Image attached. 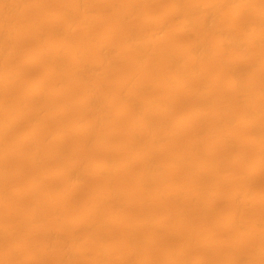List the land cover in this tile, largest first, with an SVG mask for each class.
Wrapping results in <instances>:
<instances>
[{"label":"rangeland","instance_id":"374dc122","mask_svg":"<svg viewBox=\"0 0 264 264\" xmlns=\"http://www.w3.org/2000/svg\"><path fill=\"white\" fill-rule=\"evenodd\" d=\"M82 1L74 6L73 0H12L9 11L0 14V71L6 79L0 84V104L7 105L0 111V124L7 128L0 132V263L93 264L97 249L110 245L98 264H193L200 256L201 264H264V162L257 158L252 124L264 129V40L221 49L220 34L230 26L233 6H224L208 26L199 15L208 0ZM263 5L264 0H257L237 8L243 19L235 27L250 30L255 12ZM186 12L192 25L183 30ZM86 13L93 20L87 28L80 26ZM162 23L165 29L159 30ZM69 25L74 28L67 29ZM154 32L161 40L149 45L152 54L139 61L141 49L127 52L131 38ZM197 40L207 45L194 52L192 44ZM43 44L67 48L59 61L60 73L43 75L53 61V52L43 53ZM75 47L86 49L78 60L82 66L96 64L105 52L106 57L111 54L114 66L97 76L86 75L85 84L75 83L71 80ZM172 64L178 66L177 74L169 69ZM230 69L240 70L237 91L228 87L233 81ZM40 80L46 89L33 92ZM146 83L148 88L135 100L146 99L166 111L151 113L152 128L145 131L134 118L142 111L118 108L134 103L127 94ZM86 97L95 104L86 106ZM122 98H127L125 103ZM198 108L205 111L204 117L190 118ZM252 112L261 114L248 116ZM85 123L91 127L77 129ZM30 132L36 134L23 139ZM224 133L229 134L228 140L214 145ZM103 162L120 167L106 174L97 169ZM146 170L153 173L155 182L135 186V178ZM208 182L212 184L198 190ZM71 186L75 189L69 191ZM107 190L115 191L116 197H106ZM32 205L42 214L35 220ZM12 224L18 230H4ZM129 225H136L132 250ZM6 253L12 255L8 260Z\"/></svg>","mask_w":264,"mask_h":264},{"label":"bare ground","instance_id":"6f19581e","mask_svg":"<svg viewBox=\"0 0 264 264\" xmlns=\"http://www.w3.org/2000/svg\"><path fill=\"white\" fill-rule=\"evenodd\" d=\"M11 1L12 0H5V2H3V3H1L3 6H2V8L0 9V14H2V15H5V13L6 12H8L9 11V9H10V7H11V5H12V3H11ZM21 1V0H20ZM85 1V0H84ZM257 0H208L207 2H206V4L204 5V6H201V9H200V11H199V15H200V17L202 18V22H203V24L204 25H208V23L210 24V22H211V19L213 18V17H215L216 15H218V13H220V11H221V9L224 7V6H226L227 7V5H230V6H233L232 8H233V11H232V13H231V16H230V18H229V21H230V26H228L225 30H223V32L222 31H220V32H222L220 35H221V37H220V41H219V46L221 47V49L223 48V49H230V48H235V47H239V46H243L244 44H246V43H248V44H254L255 42H257L259 39H263L264 40V9H261V10H257L256 12H255V18L254 17H252V18H254L255 19V22L253 23V25H252V28L249 30H247V28H242V29H237L236 27H235V25L238 23V22H240L242 19H243V13H241V11H239V9H237V8H239V7H246V6H248L249 4H252V3H254V2H256ZM15 2V1H14ZM17 2V1H16ZM19 2V1H18ZM82 0H73V3H74V6H79L80 4H82ZM137 2V1H136ZM131 3V2H130ZM133 3V2H132ZM20 4H22V2L20 3ZM134 4V3H133ZM198 4V3H197ZM197 4H195V5H197ZM259 4V3H258ZM201 5V4H200ZM15 6H17V5H15ZM259 6V5H258ZM264 6V5H263ZM176 7L177 6H174L173 7V9L174 10H177L176 9ZM190 7H191V5H190ZM260 7V6H259ZM14 8V7H13ZM12 8V9H13ZM188 8V7H187ZM254 8V7H253ZM252 8V9H253ZM263 8V7H262ZM180 9H184V8H179V10ZM198 9V8H197ZM252 9H250V10H252ZM195 10V9H194ZM242 10V9H241ZM249 10V9H248ZM249 10V11H250ZM256 10V9H255ZM12 11V10H11ZM130 11V10H129ZM185 11V10H184ZM189 11V10H188ZM191 11H193V9L191 10ZM191 11H190V13H191ZM70 12H72V8H70ZM125 12V11H124ZM243 12H245V10L243 11ZM247 12V11H246ZM11 13V12H10ZM89 13V12H88ZM183 13V12H182ZM248 13V12H247ZM90 14V13H89ZM121 14V12L119 13V15ZM186 14V16H184L183 18H182V27H180V28H182L183 30H186V29H188L189 27H191V25H192V20H191V18H190V15H189V13L188 12H186L185 13ZM196 14V13H195ZM198 14V13H197ZM192 15H193V13H192ZM198 15V16H199ZM246 16H247V14H245ZM249 15V14H248ZM195 16V15H194ZM198 16H197V18H198ZM219 16V15H218ZM124 17V16H123ZM122 17V18H123ZM121 18V17H120ZM180 18V17H179ZM245 18V17H244ZM2 19H3V17H2ZM54 19H56V18H54ZM181 20V19H180ZM200 20V19H199ZM201 21V20H200ZM250 21V20H249ZM254 21V20H253ZM92 22H93V20H92V18L86 13L84 16H83V18H82V23L80 24V26H82V27H89L90 25H92ZM251 22V21H250ZM181 23V22H180ZM213 23V22H212ZM244 23V22H243ZM240 24H241V22H240ZM246 24V23H245ZM251 24H252V22H251ZM158 25H160V26H158V29L159 30H162L164 27H165V24H158ZM167 25V24H166ZM200 25V24H199ZM238 25V24H237ZM247 25H248V23H247ZM75 26V25H74ZM194 27H195V25H193ZM203 26V25H202ZM209 26V25H208ZM249 26H251V25H249ZM248 26V27H249ZM68 28L67 29H73L74 27L72 26V25H69V26H67ZM78 27V26H77ZM76 28V27H75ZM203 28H204V26H203ZM209 28V27H208ZM213 28V27H212ZM53 29V28H52ZM165 29V28H164ZM223 29V28H222ZM155 30V29H154ZM189 30H191V29H189ZM203 30V29H202ZM209 30V29H208ZM52 31H54V30H52ZM12 32H14L13 30H12ZM54 32H57V30L56 31H54ZM205 32V31H204ZM15 33V32H14ZM203 33V32H202ZM2 34V33H1ZM7 34V33H6ZM16 34V33H15ZM143 34V33H142ZM142 34H140V36H142ZM10 35V34H9ZM12 35V34H11ZM129 36V35H128ZM134 36V35H133ZM11 37V36H10ZM111 37H109V39H110ZM3 39V38H2ZM1 39V40H2ZM104 39V38H103ZM196 39H197V37H196ZM218 39V38H217ZM161 40V37L159 36V34L156 32H154V33H149V34H147V35H145L144 37H142V38H138V37H134V38H131L129 41H128V50H127V52L128 51H133V50H137V49H141L142 51H143V55L142 56H140L139 57V61H141V60H143L146 56H147V54H150L151 52H152V48L149 46L150 44H154V43H156V42H158V41H160ZM204 40V39H203ZM200 41V40H197V41H195L193 44H192V49H193V51L194 52H198V51H200L202 48H204L207 44L204 42V41ZM105 42H109L108 40H106ZM127 43V42H126ZM1 44V43H0ZM113 44V43H112ZM158 44V43H157ZM44 45V48H43V53H49V52H53V61L51 62L52 64L51 65H49L48 66V68L44 71V73H43V75L44 76H47V75H49V74H54V73H60L59 72V68H58V65H60L61 63H59V61L62 59V57L65 55V53H66V51H67V48H64V47H61V48H59L57 45H55V44H49V45H45V44H43ZM105 45H106V43H105ZM149 46V47H148ZM103 47V46H102ZM112 47V46H111ZM124 48H125V46H124ZM2 49H3V47H2ZM110 49V48H109ZM156 49V48H155ZM228 49V50H229ZM86 50V49H85ZM85 50H84V48H82V47H75V48H73L72 49V51H73V53H74V55L76 56V61L74 62V64H75V69H74V71H73V75H72V77H71V80L73 81V82H75V83H83V81H84V84H85V76L86 75H88V74H99V73H102V72H106L107 70H109L110 69V67H111V61H110V56H111V54H110V56H108V57H106L105 56V54H106V52L103 54V56H102V58L99 60V62H97L96 64H94L93 63V65H91V66H82V65H80L79 64V57H81V55L85 52ZM104 50V49H103ZM111 50V49H110ZM116 51V50H115ZM203 51V50H202ZM2 52V51H1ZM141 52V51H140ZM154 52V51H153ZM152 52V53H153ZM3 53V52H2ZM113 53V52H112ZM116 53V52H115ZM114 53V54H115ZM118 53V52H117ZM151 53V54H152ZM164 53V52H163ZM171 53V52H170ZM1 54V53H0ZM52 54V53H51ZM165 54V53H164ZM164 54H163V56H164ZM167 54H169V53H167ZM202 54V53H201ZM201 54H200V56H201ZM6 55H7V52H6ZM100 55H102V54H100ZM113 55V54H112ZM134 55V54H133ZM138 55V54H137ZM190 55H192V53L190 54ZM199 55V54H198ZM8 56V55H7ZM136 56V55H135ZM199 56V57H200ZM3 57V56H2ZM4 57H5V55H4ZM112 57V56H111ZM193 57H194V59H196L197 58V54L194 56L193 55ZM137 58V57H136ZM47 59V58H46ZM171 59V58H170ZM48 60V59H47ZM49 60H51V59H49ZM174 60V59H173ZM172 60V62H174ZM179 60V59H178ZM193 59H191V61H192ZM3 61H5V60H3ZM137 61V60H136ZM186 61V60H185ZM190 61V62H191ZM115 62V61H114ZM170 62V61H169ZM193 62V61H192ZM197 62V61H196ZM59 63V64H58ZM137 63H138V61H137ZM140 63V62H139ZM88 64V63H87ZM114 64V63H113ZM112 64V65H113ZM180 64H182V63H180ZM228 64V63H227ZM226 64V65H227ZM90 65V64H89ZM228 65H230V64H228ZM233 65V64H232ZM2 66H3V64H2ZM114 66V65H113ZM170 68V70H171V72H174V73H178L179 72V68H178V66L175 64V65H168ZM183 65H181V67H182ZM236 66V65H235ZM184 67V66H183ZM188 67H189V65H188ZM112 68V67H111ZM230 68V67H229ZM3 69V68H2ZM167 69H168V67H167ZM186 69H187V67H186ZM190 69H191V67H190ZM195 69V68H194ZM241 69V68H240ZM232 69H230V71H231ZM238 71V70H237ZM237 71L236 70H232L231 71V75H232V77H233V81H232V79H231V84L228 86L230 89H233V90H239L240 89V86H241V83H240V80H239V76H238V74H237ZM240 71V70H239ZM238 71V72H239ZM183 72V71H182ZM192 72H194V71H192ZM194 74V73H193ZM192 74V75H193ZM229 74V73H228ZM17 75V74H16ZM182 75H183V73H182ZM181 75V76H182ZM185 75V74H184ZM230 75V74H229ZM241 75V74H240ZM44 76H42V77H44ZM97 76V75H96ZM178 76V75H177ZM7 77V76H6ZM218 77V76H217ZM85 78V79H84ZM41 79H43V78H41ZM45 81V80H44ZM253 81V80H252ZM8 82H9V80H8ZM243 82V81H242ZM251 82V81H250ZM4 83H6V79H5V75H4V71H0V84H4ZM187 83V82H186ZM185 83V84H186ZM167 85V84H166ZM184 85V84H183ZM182 85V86H183ZM148 86V84L146 83V85H142L141 87H139L136 91H134V92H129L128 94H127V97L128 98H131L132 100H134V103H132V104H130V105H119L120 107L118 108V109H120V110H123V109H134L135 107L137 108V110L139 109L140 110V112H141V115L140 116H138V117H134V118H136L135 120H136V122L138 123V126L137 127H139V129H144L145 131L148 129V130H151V128H152V125L148 122V117H149V115H151V113H153V112H156V111H161V110H163V113H165V111H166V109L164 108V107H162L161 105L160 106H158V105H156L155 103V105H153V103L151 102V101H148V100H135L136 99V95L139 93V92H143V90L144 89H146V88H148L147 87ZM180 86V85H179ZM244 86V85H243ZM170 87V86H169ZM173 87V86H172ZM199 87V86H198ZM202 87V86H201ZM48 88V90H56V89H58V88H51V87H47ZM41 89H46V86H45V84L43 83V81L42 80H40V81H36L35 82V84H34V87H33V89H32V91L33 92H38L39 90H41ZM199 89V88H198ZM129 90V89H128ZM173 90H175V89H173ZM93 91V90H92ZM91 91V92H92ZM96 91V90H95ZM177 91V90H176ZM201 91V90H200ZM54 92V91H53ZM57 92V91H56ZM88 92V91H87ZM99 92V91H98ZM259 92V91H258ZM88 94V93H87ZM87 94H86V96H87ZM123 94L124 93H122V96H123ZM143 94V93H142ZM199 92L198 93H196V94H194L193 96L194 97H197V96H199ZM103 95V94H102ZM99 96V95H98ZM136 96V97H135ZM142 96V95H141ZM192 96V95H191ZM192 96V97H193ZM260 97V96H259ZM85 98V97H84ZM83 98V99H84ZM87 98V97H86ZM97 98V97H96ZM112 98V97H111ZM125 98V97H124ZM147 98V97H146ZM89 98H87V100H88ZM109 99V98H108ZM113 99H114V97H113ZM123 99V98H122ZM127 99V98H126ZM126 99H123V103H125V100ZM152 99V98H151ZM154 99V98H153ZM194 99H196V98H194ZM193 99V100H194ZM198 99V98H197ZM87 100L85 101L86 102V106H91L92 104H95V103H91L89 100H88V102H87ZM96 100V99H95ZM102 100V99H101ZM155 100V99H154ZM105 101V100H104ZM121 101V100H120ZM129 101H130V99H129ZM160 101V100H159ZM93 102V101H92ZM154 102V101H153ZM162 102V101H161ZM202 102V101H201ZM253 102V101H252ZM262 102H263V99H262ZM81 103V102H80ZM82 103H83V101H82ZM102 103V102H101ZM196 104V103H195ZM253 104V103H252ZM255 104V103H254ZM259 104V103H258ZM97 105H98V103H97ZM100 105V104H99ZM163 105V104H162ZM204 105V104H203ZM263 105V104H262ZM261 105V106H262ZM5 106H7L6 105V102H4V103H2L1 102V104H0V111H2V109L4 110L5 108ZM85 106V105H84ZM93 106V105H92ZM104 106V105H103ZM197 106V105H196ZM249 106H251V104L249 105ZM253 106V105H252ZM259 107V106H258ZM84 108V107H83ZM91 108V107H90ZM102 108V107H101ZM202 108H203V106H202ZM202 108H198V109H194V111H192V113L190 114V118H194V119H200V118H202V116L204 115V112L205 111H203L202 110ZM207 108V107H206ZM250 108V107H249ZM255 108V107H254ZM8 109V108H7ZM85 109V108H84ZM99 110H100V106H99V108H98ZM159 109V110H158ZM204 109V108H203ZM259 109V108H258ZM87 110H89V109H87ZM91 110V109H90ZM90 110H89V112H90ZM92 110H93V107H92ZM91 110V111H92ZM103 110V109H102ZM138 110V111H139ZM207 110H210V109H206V111ZM250 110V109H249ZM263 110V109H262ZM130 111V110H129ZM170 111V110H169ZM256 111H257V109H256ZM93 112V111H92ZM133 112V111H132ZM94 113V112H93ZM97 113V112H96ZM96 113H95V115H96ZM104 113H106V111L104 110ZM103 112L101 113V115L102 114H104ZM136 113V112H135ZM161 113V112H160ZM162 113V114H163ZM249 113V112H248ZM264 113V112H263ZM2 114V113H1ZM5 114V113H4ZM25 114V113H24ZM209 114V113H208ZM257 114V112H252V113H250V114H248V116H254V115H256ZM260 114H261V112H260ZM260 114H257L256 116H259ZM94 115V116H95ZM101 115H99V117L98 118H100V116ZM137 115V114H136ZM165 115V114H164ZM207 115V114H206ZM205 115V116H206ZM245 115V114H244ZM4 116V115H3ZM7 116V115H6ZM261 116H263V115H261ZM18 117H21V114L20 115H18ZM158 117H159V115H158ZM163 117V116H162ZM204 117V116H203ZM23 118H24V116H23ZM96 118V117H95ZM95 118H93V119H95ZM134 118H132V119H134ZM253 118V117H252ZM252 118H250V119H252ZM255 118V117H254ZM4 119V118H3ZM6 119V118H5ZM154 119H156V117H154ZM153 119V120H154ZM157 119H159V118H157ZM15 120V119H14ZM18 120H20V119H18ZM22 120V119H21ZM82 120V119H81ZM100 120V119H99ZM151 120V119H150ZM201 120V119H200ZM221 120V119H220ZM256 120H257V118H256ZM87 121V120H86ZM96 121V120H95ZM223 121V120H222ZM7 122V121H6ZM9 122H10V119H9ZM17 122V121H16ZM83 122H84V120H83ZM133 122H134V120H133ZM224 122V121H223ZM250 122V121H249ZM251 122H252V120H251ZM37 123V122H36ZM35 122H34V125L36 124ZM87 123V122H86ZM85 123V124H86ZM97 123H98V121H97ZM157 123V122H156ZM159 123H160V121H159ZM263 123V122H262ZM11 124V123H10ZM80 124V123H79ZM85 124H83V125H85ZM102 124V123H101ZM100 124V125H101ZM252 124H254L253 125V127H254V129H255V133H256V138L254 139V143L257 145V147H258V159H259V161H261V162H264V129L263 128H259V127H257V125H256V123L255 122H252ZM258 124H260L259 122H258ZM41 125V124H40ZM82 125V124H81ZM99 124H97V126H98ZM153 125H154V122H153ZM206 125V124H205ZM216 125V124H215ZM249 125V124H248ZM160 126V125H159ZM208 127H209V124L207 125ZM10 127V126H9ZM79 127V126H78ZM88 127H91V125H85V126H81V127H79V128H77V129H80L81 131L82 130H86ZM154 127V126H153ZM156 127V126H155ZM210 127H212V126H210ZM215 127V126H214ZM37 128V127H36ZM159 128V127H158ZM206 128V127H205ZM7 128H6V126H5V124L4 123H2L1 122V124H0V132H3L4 130H6ZM91 128H89V130H90ZM95 129V128H94ZM96 129H97V127H96ZM135 129H137V128H135ZM134 129V130H135ZM250 129V128H249ZM254 129H252V130H254ZM10 130V129H9ZM34 130V129H33ZM208 130V129H207ZM218 130V129H217ZM35 131V130H34ZM75 131H77L76 129H75ZM80 131V132H81ZM140 131V130H139ZM158 131V130H157ZM211 131V130H210ZM93 132V131H92ZM153 132V131H152ZM156 132V131H155ZM252 132V131H251ZM9 133V132H8ZM88 133V132H87ZM229 133V132H228ZM34 134H36V133H33V132H30V133H27V134H25V135H23V139H25V138H29V137H31L32 135H34ZM86 134V133H85ZM153 134V133H152ZM155 134V133H154ZM159 134V133H158ZM174 134V133H173ZM254 134V133H253ZM1 135V134H0ZM6 135H7V133H6ZM156 135H157V133H156ZM2 136V135H1ZM4 136V135H3ZM155 137H157V136H155ZM228 137H229V134H227V133H224V134H222L221 135V137H219L220 138V140L218 141V143H216V144H214V145H217V144H220V143H223L224 141H226V140H228ZM254 137V136H253ZM2 138H4V137H2ZM157 139V138H156ZM160 139V138H159ZM158 139V140H159ZM157 140V141H158ZM252 140H253V138H252ZM151 141V140H150ZM154 141V140H153ZM232 141V140H231ZM154 143V142H153ZM226 143V142H225ZM229 145H230V142L228 143ZM255 145V146H256ZM224 146H226V145H224ZM63 147V146H62ZM228 147V146H227ZM220 148H221V146H220ZM219 148V149H220ZM231 148V147H230ZM8 149V148H7ZM61 149V148H60ZM198 149V148H197ZM213 149V148H212ZM9 151V150H8ZM65 151V150H64ZM2 151H0V156L2 157V153H1ZM12 152V151H11ZM35 152V151H34ZM33 152V153H34ZM58 152H61V151H58ZM190 152V151H189ZM198 152V151H197ZM226 152V151H225ZM225 152H223V153H225ZM4 153H5V151H4ZM4 153H3V155H4ZM9 153V152H8ZM37 153V152H36ZM54 153V152H53ZM200 153V152H199ZM35 154V153H34ZM65 154V153H64ZM194 154V153H193ZM192 154V155H193ZM229 154V153H228ZM227 154V155H228ZM177 155V154H176ZM189 155V154H188ZM191 155V154H190ZM227 155L225 156V154H224V156L225 157H227ZM60 156V155H59ZM186 156H187V154H186ZM197 156V155H196ZM176 157V156H175ZM190 157V156H189ZM192 157V156H191ZM198 157V156H197ZM222 157V156H221ZM56 158H58V157H56ZM60 159V158H59ZM179 159V158H178ZM190 159V158H189ZM194 160H195V158H193ZM192 159V160H193ZM183 160V159H182ZM191 160V159H190ZM60 161V160H59ZM106 161V160H105ZM145 161H148V160H145ZM175 161H177L178 162V160H175ZM186 162V161H185ZM210 162V161H209ZM213 162V161H212ZM149 163V162H148ZM148 163H147V165H148ZM191 163V162H190ZM72 164V163H71ZM153 164V163H152ZM152 164H151V166H152ZM200 164V163H199ZM79 165V164H78ZM122 165V164H121ZM147 165H145V166H147ZM196 165V164H195ZM202 165H204V164H202ZM216 165V164H215ZM69 166V165H68ZM154 166V165H153ZM158 166V165H157ZM156 166V167H157ZM196 166H198V165H196ZM211 166V165H210ZM217 166V165H216ZM73 167V166H72ZM78 167V166H77ZM116 167H120L119 165L118 166H116ZM116 167L113 165V164H111V163H109V162H103V163H101L100 165L98 164V166H97V169L98 170H100V171H102V172H104V173H109V172H111V171H113V170H115L116 169ZM149 167V166H148ZM199 167V166H198ZM202 167V166H201ZM207 167V166H206ZM4 168H6L5 166H4ZM144 168V167H143ZM154 168V167H153ZM163 168V167H162ZM205 168V167H204ZM213 168V167H212ZM8 169V168H7ZM156 169H158V168H156ZM214 169V168H213ZM216 169V168H215ZM2 170V169H1ZM4 170V169H3ZM161 170L162 169H160L159 170V172H161ZM200 170V169H199ZM203 170V169H202ZM209 170V169H208ZM210 170H211V168H210ZM6 171V170H5ZM68 171V170H67ZM120 171V170H119ZM213 171H215V170H213ZM212 171V172H213ZM69 172H71V171H69ZM81 172V171H80ZM2 173V171L0 172V174ZM3 173H5V172H3ZM7 173V172H6ZM75 173V172H74ZM78 173V172H77ZM77 173H75V174H77ZM112 173V172H111ZM152 173V172H151ZM148 170H146V172H144L143 174H138L139 176H137L136 178H135V186H140V188H141V186L143 187V186H145L147 183L149 184V182H155L154 180H155V177L151 174ZM206 173V172H205ZM211 173V172H210ZM74 174V175H75ZM79 174V173H78ZM65 175H67V174H65ZM101 175H103V174H101ZM110 175V174H109ZM3 176H4V174H3ZM105 176V175H104ZM162 175H158V177H161ZM200 176H202L201 175V173H200ZM76 177V176H75ZM205 178H206V176H204ZM226 177V176H225ZM224 177V178H225ZM230 177V176H229ZM67 178V177H66ZM43 179H45V178H43ZM69 179V178H68ZM76 179V178H75ZM158 179V178H157ZM159 179H161V178H159ZM200 179V178H199ZM243 179V178H242ZM70 180V179H69ZM246 180V179H245ZM244 180V181H245ZM244 181H243V183H244ZM35 182H37V181H35ZM72 182V181H71ZM73 182H75V181H73ZM160 182H162V181H160ZM200 182V181H199ZM205 182V181H204ZM202 183H203V180H202ZM36 184V183H35ZM171 184H173V183H171ZM200 184V183H199ZM206 184H212V183H205V185H203L202 184V186L200 185L199 187H198V190L199 191H202V190H204L205 189V187H206ZM71 185V184H70ZM154 185V184H153ZM152 184H151V186L150 187H152L153 186ZM157 186V185H156ZM174 186H176V185H173V187ZM198 186V185H197ZM110 187V186H109ZM161 187V186H160ZM159 187V188H160ZM186 186H184V188H185ZM209 187H210V185H209ZM37 188V187H36ZM117 188V187H116ZM174 188H176V187H174ZM211 188V187H210ZM32 189H34V187L32 188ZM75 189V186H71L70 188H69V191H71V190H74ZM155 189H157V188H155ZM179 189V188H178ZM186 189H187V187H186ZM106 190V189H105ZM130 191H131V189H129ZM158 190V189H157ZM161 191L163 190L162 188L160 189ZM169 190V189H168ZM171 190H173V189H171ZM171 190L169 191V192H171ZM194 191L195 190H197V189H193ZM193 190H190L189 192L192 194V192L191 191H193ZM207 190H208V188H207ZM155 191V190H154ZM153 191V192H154ZM166 191V190H165ZM173 191H175V189L173 190ZM180 192V191H179ZM182 192V191H181ZM242 192V191H241ZM128 193V192H127ZM155 193V192H154ZM158 193V192H157ZM172 193V192H171ZM198 193H200V192H198ZM117 194H118V192H117ZM167 194V193H166ZM186 194V193H185ZM205 194V193H204ZM101 196H102V194H100ZM99 195V196H100ZM181 195V194H180ZM242 194H240V196H241ZM105 196L106 197H108V198H115L116 197V192L115 191H113V190H107V192H106V194H105ZM118 196H120V195H118ZM172 196V195H171ZM176 196V195H175ZM194 196H196V195H194ZM166 197H167V195H166ZM199 197H203V196H199ZM236 197V196H235ZM250 197H251V199H252V196L250 195ZM249 197V198H250ZM254 197V196H253ZM104 198V197H103ZM173 198V197H172ZM196 198V197H195ZM194 198V199H195ZM93 199V198H92ZM99 199H100V197H99ZM117 199V198H116ZM119 200V199H118ZM203 200V199H202ZM253 200V199H252ZM97 201V200H96ZM105 201V200H104ZM117 201V200H116ZM143 201L144 200H142L141 201V203H143ZM208 201V200H207ZM254 201V200H253ZM99 202V201H98ZM109 202H111V201H109ZM112 202H114V201H112ZM210 202V201H209ZM114 203H116V202H114ZM237 203V202H236ZM201 204V203H200ZM207 204V203H206ZM206 204H204V205H206ZM208 204H210V203H208ZM207 204V205H208ZM213 204V203H212ZM141 205H144V204H141ZM237 205V204H236ZM36 206V205H35ZM34 205H32V207H33V209H34V211H33V214H32V219L33 220H35V219H38L42 214H41V212H39L38 211V209L35 207ZM40 207V206H39ZM141 207V206H140ZM203 207V206H202ZM203 208H205V206L203 207ZM207 208V207H206ZM205 208V209H206ZM208 208H210V207H208ZM98 209V208H97ZM97 209H96V211H97ZM238 209V208H237ZM32 210V209H31ZM52 210H55V209H52ZM93 210V209H92ZM41 211V210H40ZM91 212V211H90ZM89 212V213H90ZM93 212V211H92ZM98 212V211H97ZM176 212V211H175ZM203 212H204V209H203ZM59 213H60V211H59ZM185 213V212H184ZM237 213V212H236ZM49 214V213H48ZM95 214V213H94ZM114 214V213H113ZM234 214V213H233ZM30 215V214H29ZM47 215V214H46ZM50 215V214H49ZM84 215V214H83ZM82 215V216H83ZM115 215H116V213H115ZM50 216H54L53 215V213L50 215ZM86 216V215H85ZM92 216V215H91ZM90 216V217H91ZM118 216V215H117ZM47 217V216H46ZM232 217V216H231ZM49 218V217H48ZM182 218V217H181ZM236 218V214L233 216V219H235ZM97 219V218H96ZM106 219V218H105ZM146 219V218H145ZM14 220V219H13ZM12 220V221H13ZM27 220V219H26ZM93 220H95L94 218H93ZM102 220V219H101ZM143 220V219H142ZM9 221V220H8ZM79 221V220H78ZM97 221V220H96ZM185 221H187V220H184V222ZM39 222V221H38ZM109 222H112V221H109ZM147 222H149V221H147ZM181 222V221H180ZM183 222V223H184ZM16 223V222H15ZM108 223V222H107ZM140 223V222H139ZM182 223V222H181ZM235 223V222H234ZM133 224H135V223H133ZM27 225V224H26ZM90 225H91V223H90ZM146 225V224H145ZM145 225H143V226H145ZM161 225V224H160ZM3 226H5V225H3ZM6 226H8L7 225V223H6ZM31 226V225H30ZM88 226V225H87ZM92 226V225H91ZM136 226V225H135ZM135 226H130L129 225V242H130V244H131V246H130V248H131V250L132 249H134V247L136 246L134 243H135V232H134V229H135ZM1 227V226H0ZM20 227V226H19ZM21 227H22V225H21ZM84 227V226H83ZM101 227V226H100ZM102 227H104V226H102ZM159 227V226H158ZM162 227V226H161ZM18 227H17V224L16 225H11V228H6V229H4L5 231H7V230H14V229H17ZM24 228V227H23ZM94 228V227H93ZM96 228V227H95ZM27 229V228H26ZM92 228H90V230H91ZM102 229V228H101ZM183 229H185V228H183ZM1 230V229H0ZM18 230V229H17ZM20 230V229H19ZM93 230V229H92ZM5 231H3V233L5 232ZM22 231V230H21ZM24 231V230H23ZM22 231V232H23ZM75 231V230H74ZM99 231H100V229H99ZM137 231H139V229H137ZM2 232V231H1ZM102 232V231H101ZM100 232V233H101ZM173 232V231H172ZM183 232V231H182ZM11 233V232H10ZM94 233V232H93ZM137 233H139V232H137ZM184 233V232H183ZM188 233V232H187ZM51 234H52V232H51ZM58 234H60L59 232H58ZM9 235V234H8ZM15 235V234H14ZM16 235H17V233H16ZM21 235V234H20ZM49 235H50V232H49ZM55 235V234H54ZM128 235V234H127ZM23 236H25V235H23ZM56 236V235H55ZM55 236H54V238H55ZM74 236V235H73ZM78 236V235H77ZM76 236V237H77ZM93 236H94V234H93ZM138 235H136V237H137ZM258 236V235H257ZM13 237V236H12ZM60 237V236H59ZM128 237V236H127ZM49 238V237H48ZM53 238V239H54ZM93 238V237H92ZM22 239H23V237H22ZM51 239H52V236H51ZM59 239V238H58ZM58 239H56V240H58ZM72 239V238H71ZM76 240H77V238H75ZM100 239V238H99ZM103 240V238L101 239V241ZM127 240V239H126ZM138 242H139V240H137ZM61 242V241H60ZM264 242V241H263ZM93 243H94V239H93ZM97 243H98V241H97ZM187 243V242H186ZM71 244V243H70ZM94 244H96V243H94ZM185 244V243H184ZM264 244V243H263ZM99 245V244H98ZM97 245V246H98ZM135 245V246H134ZM77 247H78V244L76 245ZM75 246V247H76ZM73 247V246H72ZM113 247V246H112ZM45 248V247H44ZM79 248V247H78ZM95 248H96V246H95ZM128 248H129V246H128ZM128 248H127V250H128ZM260 248V247H259ZM263 248H264V246H263ZM47 249V248H46ZM66 249V248H65ZM72 249V248H71ZM80 249V248H79ZM110 249V245H102V246H100L99 247V249H97V252H98V255H96L97 257L95 258V260H94V257H92L93 258V264H98L99 263V261H100V259L104 256V255H106L107 253H108V250ZM78 250V249H77ZM81 250V249H80ZM43 251V250H42ZM47 251H49V249L47 250ZM65 251V250H64ZM67 251V250H66ZM130 251V250H129ZM185 251V250H184ZM11 252V251H10ZM50 252V251H49ZM79 252H81V251H79ZM131 252V251H130ZM264 252V251H263ZM7 253H9V251L7 252ZM5 254L6 256H7V260H8V257H12V255L10 256H8V254ZM44 253V252H43ZM48 253V252H47ZM69 253V252H68ZM95 253H96V251H95ZM185 253V252H184ZM13 254V253H12ZM61 254H63V253H61ZM130 254V253H129ZM178 254H180V253H178ZM183 254V253H182ZM73 254H71V256H72ZM181 255V254H180ZM179 255V256H180ZM261 255H263V254H261ZM260 255V256H261ZM73 257H75V256H72V258ZM173 257H174V255H173ZM177 257V256H176ZM175 257V258H176ZM182 257V256H181ZM61 258H63L62 257V255H61ZM65 258H66V260H67V256H65ZM72 258H71V261H72ZM92 258H91V261H92ZM177 260H178V258H176ZM4 260H5V258L3 257V262H4ZM6 260V261H7ZM13 260H14V257H13ZM12 260V261H13ZM26 260H27V257H26ZM25 260V261H26ZM102 260H103V258H102ZM101 260V261H102ZM61 261V260H60ZM68 261V260H67ZM70 261V262H71ZM123 261H126V260H123ZM2 262V261H1ZM65 262V261H64ZM202 262H204V258L203 257H195L194 258V260H193V264H201ZM0 264H2V263H0ZM4 264H6V263H4ZM10 264H12V263H10ZM16 264H18V263H16ZM59 264V263H58ZM61 264V263H60ZM72 264V263H71ZM90 264V263H89ZM190 264V263H189Z\"/></svg>","mask_w":264,"mask_h":264}]
</instances>
